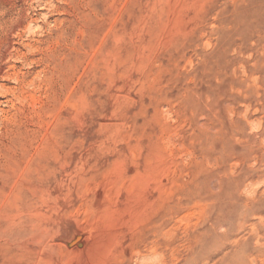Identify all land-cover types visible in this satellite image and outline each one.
Wrapping results in <instances>:
<instances>
[{
    "label": "rangeland",
    "instance_id": "374dc122",
    "mask_svg": "<svg viewBox=\"0 0 264 264\" xmlns=\"http://www.w3.org/2000/svg\"><path fill=\"white\" fill-rule=\"evenodd\" d=\"M0 264H264V0H0Z\"/></svg>",
    "mask_w": 264,
    "mask_h": 264
}]
</instances>
